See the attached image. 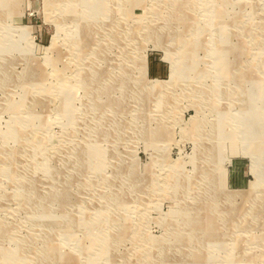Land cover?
Wrapping results in <instances>:
<instances>
[{"label": "rangeland", "instance_id": "1", "mask_svg": "<svg viewBox=\"0 0 264 264\" xmlns=\"http://www.w3.org/2000/svg\"><path fill=\"white\" fill-rule=\"evenodd\" d=\"M0 264H264V0H0Z\"/></svg>", "mask_w": 264, "mask_h": 264}, {"label": "bare ground", "instance_id": "2", "mask_svg": "<svg viewBox=\"0 0 264 264\" xmlns=\"http://www.w3.org/2000/svg\"><path fill=\"white\" fill-rule=\"evenodd\" d=\"M89 5V4H88ZM101 8V7H100ZM81 20H82V18H81Z\"/></svg>", "mask_w": 264, "mask_h": 264}]
</instances>
